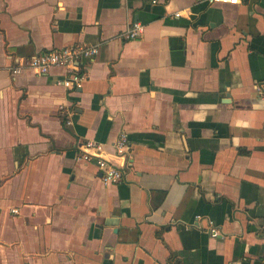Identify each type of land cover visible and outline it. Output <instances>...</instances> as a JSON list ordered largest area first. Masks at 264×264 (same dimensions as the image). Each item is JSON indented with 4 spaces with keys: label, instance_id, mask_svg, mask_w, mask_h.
Masks as SVG:
<instances>
[{
    "label": "crops",
    "instance_id": "crops-1",
    "mask_svg": "<svg viewBox=\"0 0 264 264\" xmlns=\"http://www.w3.org/2000/svg\"><path fill=\"white\" fill-rule=\"evenodd\" d=\"M0 264H264V0H0Z\"/></svg>",
    "mask_w": 264,
    "mask_h": 264
},
{
    "label": "built area",
    "instance_id": "built-area-1",
    "mask_svg": "<svg viewBox=\"0 0 264 264\" xmlns=\"http://www.w3.org/2000/svg\"><path fill=\"white\" fill-rule=\"evenodd\" d=\"M210 5L216 4H232L240 3V0H207ZM177 17L180 14H176ZM143 31V26L140 23H135L128 30L124 37L126 39H134L140 36ZM97 54L95 47L70 46L58 50H52L43 54L34 56L17 67L13 73L17 74L21 68L33 70L36 74H47L51 69L63 67L66 69V76L61 80L62 84L67 89H75L81 87V84L87 77V71L79 65L80 60L93 58ZM128 138L123 134L117 145L118 153L122 154L129 148ZM104 146L102 143L88 140L80 145L78 156L85 162L95 163L101 174V179L105 184H118L124 179V168L110 159L104 154ZM208 233L213 237L220 235L219 229L212 223Z\"/></svg>",
    "mask_w": 264,
    "mask_h": 264
}]
</instances>
